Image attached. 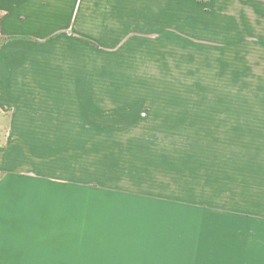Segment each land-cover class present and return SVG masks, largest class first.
<instances>
[{"label":"rangeland","instance_id":"obj_1","mask_svg":"<svg viewBox=\"0 0 264 264\" xmlns=\"http://www.w3.org/2000/svg\"><path fill=\"white\" fill-rule=\"evenodd\" d=\"M125 5L126 25L113 34L108 1L79 2L75 65L46 68L63 91L95 92V128L41 131L61 137L27 147L24 165L89 182L96 197L108 187L191 201L168 218L159 211L157 231L197 238L207 224L212 251L184 242L200 264H264V209L247 208L264 189V16L235 0Z\"/></svg>","mask_w":264,"mask_h":264},{"label":"crops","instance_id":"obj_2","mask_svg":"<svg viewBox=\"0 0 264 264\" xmlns=\"http://www.w3.org/2000/svg\"><path fill=\"white\" fill-rule=\"evenodd\" d=\"M80 1L0 0V131H8L5 141L0 137V264H167L175 256H182L184 264H200L184 242L197 240L212 251L207 224L197 238L157 231L163 227L159 211L168 218L170 208H190L191 201L108 187L96 197L89 182L60 179L24 165L27 147L56 145L61 137L41 131L95 128L89 124L98 105L95 92L63 91L55 84L59 74L46 68L75 65L69 51L78 34ZM106 1L107 17L119 26L110 21L111 28L107 19L103 26L118 33L126 25L128 0ZM235 1L264 16V0ZM137 15L143 17L142 12ZM72 97L77 101L66 100ZM257 190H251L254 200ZM262 192L261 201L250 203L248 210L264 209ZM197 204L200 212L208 209Z\"/></svg>","mask_w":264,"mask_h":264}]
</instances>
